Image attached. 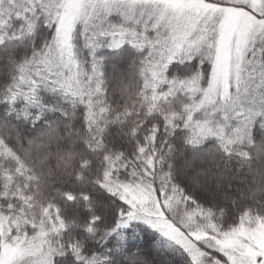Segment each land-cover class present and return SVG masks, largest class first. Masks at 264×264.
Returning <instances> with one entry per match:
<instances>
[{
	"label": "snow or ice",
	"instance_id": "obj_1",
	"mask_svg": "<svg viewBox=\"0 0 264 264\" xmlns=\"http://www.w3.org/2000/svg\"><path fill=\"white\" fill-rule=\"evenodd\" d=\"M230 39L236 47L226 56L224 45ZM5 61L14 71L0 75V148L16 153L14 145L19 144L32 171L47 164L38 155L44 137L50 147L57 138L54 129H75L77 113L83 131H91L83 127L86 109L100 95L109 66L114 71L126 67L138 77L145 97L151 94L157 103L174 109L154 126V146L163 130L167 138L159 143L172 144L171 153L179 138V144L192 150L193 164L207 143L228 155H247L229 149L251 142L264 154V0H0V63ZM69 81L81 86L75 94ZM197 121L200 131L189 139L185 134ZM38 128L41 135L25 141L24 133ZM154 163L152 190L161 211V198L170 192L180 193L186 206L198 203L171 171L157 185ZM108 197L119 207L103 244L86 242L75 252L63 244L65 250L52 256L50 264H165V257H175V241L141 216L134 200L111 191ZM101 220L96 216L88 223ZM0 240L10 249L23 250L7 264H37L15 229L6 238L0 234ZM92 247L97 251L90 252ZM204 247L207 264H264V247H254L243 258ZM173 264H181L178 257Z\"/></svg>",
	"mask_w": 264,
	"mask_h": 264
},
{
	"label": "trees",
	"instance_id": "obj_2",
	"mask_svg": "<svg viewBox=\"0 0 264 264\" xmlns=\"http://www.w3.org/2000/svg\"><path fill=\"white\" fill-rule=\"evenodd\" d=\"M13 71L7 61L0 63V75H11ZM71 75L75 79L74 70ZM68 86L74 94L81 88L79 82L73 85L69 81ZM86 111L89 115L83 127L90 126V132L83 131L77 113L75 129H54L57 138L51 140L50 147L48 137H44V148L38 154L47 160L43 170L36 166L32 171L34 166L19 152V144L14 145L16 153L0 148V234L6 238L15 229L17 237L26 240L37 264H50L52 256L65 250L63 244L72 245L73 252L86 246V242L103 244L119 207L108 197V191L121 193L123 185L137 184L153 192V159L157 185L165 182L171 171L175 182L188 187L198 201L186 206L180 193L171 192L161 198L167 221L184 237L197 236L194 245L198 258L170 238L175 241L172 249L181 264H207L204 246L219 250L215 239L241 224L256 226L264 222V154H258L251 142L243 148L229 149L247 155H228L216 149L214 143H207L195 154L194 164L192 150L179 144V138L171 153L172 144L165 147L159 143L167 138L163 130L154 146V126L174 109L157 103L151 94L145 97L138 77L124 66L115 71L108 67L103 89ZM200 123L195 122L185 134L189 139H195L200 131L196 125ZM40 135L39 128L30 130L24 133L25 141ZM24 147H28L26 142ZM139 148L144 151L139 152ZM99 184L105 187H98ZM69 194L75 199H66ZM81 196L91 198L82 200ZM96 216L102 218L99 224L88 223ZM237 217L239 223H235ZM2 243L5 242L0 240ZM175 257H165V264H173Z\"/></svg>",
	"mask_w": 264,
	"mask_h": 264
},
{
	"label": "rangeland",
	"instance_id": "obj_3",
	"mask_svg": "<svg viewBox=\"0 0 264 264\" xmlns=\"http://www.w3.org/2000/svg\"><path fill=\"white\" fill-rule=\"evenodd\" d=\"M235 47V39L226 41L224 45L225 55L227 56L230 50L234 52ZM123 186L121 193L127 195L136 202L141 216L150 218L160 231L166 233L169 238L181 244L193 255V257H199L197 246L194 245V240L197 239V236L191 237L190 239L184 237L175 229L164 217L163 211H161L152 191L145 189L147 188L145 186L137 184ZM215 242L219 250L228 252L233 258H243L246 255H251L254 247H264V222L256 226H248L245 223L241 224L232 232L223 235L221 238L215 239ZM2 244L4 248L0 253V260L4 261L5 264L11 261L15 256L21 255L23 252L21 249H10L9 245L6 243Z\"/></svg>",
	"mask_w": 264,
	"mask_h": 264
}]
</instances>
